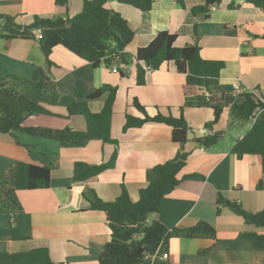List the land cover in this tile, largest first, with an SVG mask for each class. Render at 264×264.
I'll use <instances>...</instances> for the list:
<instances>
[{
	"label": "crops",
	"instance_id": "obj_1",
	"mask_svg": "<svg viewBox=\"0 0 264 264\" xmlns=\"http://www.w3.org/2000/svg\"><path fill=\"white\" fill-rule=\"evenodd\" d=\"M83 1L67 0L66 5H56L54 0H0V12L28 23L34 14L51 18L73 16L81 11ZM204 2L183 0L181 6L175 0H153L151 9L145 12L116 0H110L107 6L120 13L134 32L126 47L131 56L157 32L167 30L177 35V46L196 41L202 58L225 63L216 89L232 92L233 84L238 82L264 96V9L246 0H220L209 8L208 16L193 15L190 9ZM49 59L50 65L34 39L6 42L0 38L2 70L29 78L36 69L43 68L63 94H72L77 88L89 92L102 84L116 86L111 134L117 144L90 140L82 146L69 147L25 132H16V138L0 132V172L16 161L41 164L38 153L49 155L48 161L54 165L48 188L17 190L22 209L12 214L9 221L0 213V253L46 247L53 264H97L98 254L110 239V229L105 213L90 209L89 200L97 197L113 201L124 185L130 199L136 201L139 189L152 178V168L171 159L178 149L171 140V127L165 124L149 122L122 130L126 112L139 115L131 105L136 98L150 115L158 111L178 115L184 105L185 118L193 129L185 143L190 155L177 175L178 185L164 196L159 211L147 216L145 224L159 220L170 229L204 220L217 232L214 245L204 254L198 252L207 243L203 239L170 238L166 247L169 264H264V240L238 238L242 231L264 233V227L246 224L225 205L216 212L219 195L240 203L249 212L264 205V173L259 157L247 154L237 158L231 152L232 145L250 126L239 129L236 123L229 124L236 129L226 133L221 125L225 111L229 120L226 108L212 129H205L213 111L208 107L185 106L193 94L185 92V76L173 62L147 71L144 84L139 86L132 63L115 64L117 71L113 72V66L94 67L59 45L53 48ZM120 69L126 72L125 76L120 75ZM103 103L101 97L89 100L88 106L92 112H99ZM48 108L52 114L29 116L23 125L85 129L82 116H67L62 106ZM217 131L223 132L222 137L207 148L194 141L195 137ZM27 147L34 154H29ZM115 149L113 166L86 181H72L75 162L102 164L110 160Z\"/></svg>",
	"mask_w": 264,
	"mask_h": 264
},
{
	"label": "trees",
	"instance_id": "obj_2",
	"mask_svg": "<svg viewBox=\"0 0 264 264\" xmlns=\"http://www.w3.org/2000/svg\"><path fill=\"white\" fill-rule=\"evenodd\" d=\"M110 0H84L82 9L73 16L45 17L34 14L31 21L21 23L16 16L0 12V38L6 42L13 39H34L45 56L47 63L55 46H62L79 58L91 63L94 67L101 64L106 67L113 65L134 64L137 85H143L147 71L158 69L164 62H173L176 70L184 74V89L193 94L185 106L208 107L213 111V117L204 125L212 129L224 109H228L229 124L250 122L245 134L236 140L231 152L237 158L247 154L259 157L264 173V96L255 91H243L234 95L232 92L219 91L220 71L225 63L221 60L204 59L200 55L197 42L177 46V35L167 30H161L146 45L139 47L131 56L126 47L134 36L127 20L120 13L110 9ZM132 5L145 12L151 9L153 0H116ZM184 6L183 0H175ZM260 9H264V0H246ZM56 5H66L67 0H54ZM220 0H205L202 5L190 9L193 15L208 16L209 8ZM40 33L37 37L36 33ZM121 76L126 72L119 70ZM197 88L203 89L200 93ZM117 87L102 84L87 92L77 88L72 94L60 92L57 84L51 80L47 71L38 68L29 78L22 77L0 69V132L9 133L16 138V132H25L58 141L63 146H82L90 140H100L116 146L117 140L111 134L113 103ZM263 100H261L260 98ZM104 97L102 109L92 112L88 101ZM131 105L139 115L125 113L123 131L128 128H138L146 123H160L171 127V140L178 145L176 154L164 163L152 168V178L148 184L139 189L138 199L132 201L121 185L119 195L113 201L100 198L89 200V207L105 213L110 229V239L98 254L97 264H169L167 259H161L166 252L170 238H200L207 241L198 252L206 253L217 239L216 229L204 220L184 228H167L159 220L145 224L149 214L157 213L165 195L171 192L179 183L178 173L185 165L190 152L185 149L193 129L189 126L184 105L179 108V114L150 115L145 106L133 98ZM49 106H62L67 116L80 115L85 121L84 130L71 127L51 128L41 126H24V120L32 115L52 114ZM258 113L255 116V113ZM255 120L251 122V119ZM223 132H212L195 137L197 145L207 148L215 144ZM18 142V141H17ZM26 146V145H25ZM29 154L34 152L28 148ZM36 154V153H35ZM43 162L33 164L16 161L8 169L0 172V213L9 218L20 211L21 205L16 195L20 189L32 190L48 188L54 165L48 161L49 155L38 153ZM116 149L110 160L102 164H87L75 162L72 169V181L83 182L98 175L106 168L113 166ZM260 185V184H259ZM216 212L221 205L227 206L243 221L254 227H264V205L256 212L245 210L240 203L218 196ZM239 239L264 240V233L242 231ZM0 264H53L49 250L38 247L27 251L1 252Z\"/></svg>",
	"mask_w": 264,
	"mask_h": 264
},
{
	"label": "built area",
	"instance_id": "obj_3",
	"mask_svg": "<svg viewBox=\"0 0 264 264\" xmlns=\"http://www.w3.org/2000/svg\"><path fill=\"white\" fill-rule=\"evenodd\" d=\"M36 35H37V37H40V33L39 32H37L36 33ZM122 65H123V63H121ZM111 70L113 71V72H116L117 71V66L116 65H113V67L111 68ZM252 91V90H250V89H245V88H243L242 86H240V84L237 82V83H234L233 84V88H232V93L234 94V95H236V94H239V93H241V92H243V91ZM259 97V96H258ZM260 98V97H259ZM261 100H263L262 98H260ZM258 113L256 112L255 113V116L257 115ZM255 120V117H253L252 119H251V122L252 121H254ZM161 259H167V257H168V255H167V253L166 252H163L162 254H161Z\"/></svg>",
	"mask_w": 264,
	"mask_h": 264
},
{
	"label": "rangeland",
	"instance_id": "obj_4",
	"mask_svg": "<svg viewBox=\"0 0 264 264\" xmlns=\"http://www.w3.org/2000/svg\"><path fill=\"white\" fill-rule=\"evenodd\" d=\"M224 113H225L224 116H222V118H221V125L223 126V128L225 129V132L227 133V131H229V129H236V128L230 127L226 111ZM235 125H237V127H239V129H242V127L246 129V127L250 126V124L248 122H244L242 124L236 123Z\"/></svg>",
	"mask_w": 264,
	"mask_h": 264
}]
</instances>
